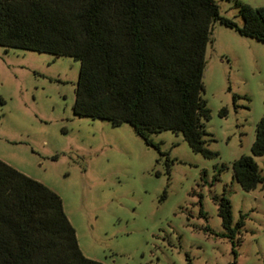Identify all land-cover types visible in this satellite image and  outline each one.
Listing matches in <instances>:
<instances>
[{
    "label": "rangeland",
    "instance_id": "obj_1",
    "mask_svg": "<svg viewBox=\"0 0 264 264\" xmlns=\"http://www.w3.org/2000/svg\"><path fill=\"white\" fill-rule=\"evenodd\" d=\"M236 1L217 0L220 14L242 25ZM205 58L212 158L181 133H152L157 148L129 123L76 115L78 60L0 45V158L60 194L86 256L105 264H264V183L245 190L232 169L252 155L264 115V42L216 20ZM234 94L242 95L236 105ZM252 156L264 175V155ZM223 193L233 220L245 216L234 239L223 235L213 198Z\"/></svg>",
    "mask_w": 264,
    "mask_h": 264
},
{
    "label": "trees",
    "instance_id": "obj_2",
    "mask_svg": "<svg viewBox=\"0 0 264 264\" xmlns=\"http://www.w3.org/2000/svg\"><path fill=\"white\" fill-rule=\"evenodd\" d=\"M235 4L242 25L221 15L217 0H0V45L78 60L76 115L129 123L157 148L152 133H181L194 152L212 158L218 153L203 121L211 111L201 96L212 25L218 20L264 42V6ZM241 96L233 95L234 105ZM251 152L264 155V115ZM252 155L232 162L245 190L264 183ZM213 198L223 235L234 239L244 214L234 221L226 193ZM0 264H105L81 250L60 194L1 158Z\"/></svg>",
    "mask_w": 264,
    "mask_h": 264
}]
</instances>
